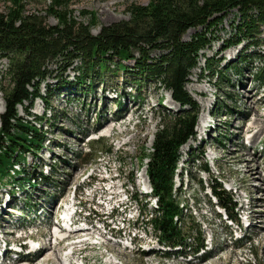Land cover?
Segmentation results:
<instances>
[{
	"label": "rangeland",
	"instance_id": "obj_1",
	"mask_svg": "<svg viewBox=\"0 0 264 264\" xmlns=\"http://www.w3.org/2000/svg\"><path fill=\"white\" fill-rule=\"evenodd\" d=\"M147 2L68 0L67 11L96 34L103 25L127 19L130 3ZM47 3L23 0L28 13L56 24L46 11ZM6 5V0L0 2V10ZM92 15L94 24L90 23ZM238 20L235 9L228 11L185 83L199 110L194 135L179 148L173 181L183 209V228L195 229L191 238L184 245L170 247L146 225L155 198L145 173L147 158H140L150 152L159 124L180 110L170 92L152 81L137 88L133 73L119 70L113 62L101 75L93 74L90 91L75 90L60 81H75L79 62L65 70L51 63L50 77L39 85L41 93L48 89L52 93L49 107L39 98L17 107L21 117L32 120L28 110L41 118L35 124L46 131L49 142L29 152L21 165L29 183H11L8 177L0 180V223L1 217L4 221L0 244L6 243L10 250L3 264H79L80 257L84 264H264V232H260L264 203L259 191L264 187V83L256 78L263 65L256 56L264 53V27L261 35L243 38L234 30ZM202 30L189 28L182 38L188 40ZM7 65V59L0 57V73ZM126 65L130 70L133 61ZM217 70L221 73L216 75ZM6 77L0 75V116L5 110ZM218 183L235 203L231 213L238 222H231L232 215L215 203L211 186ZM72 199L77 205L74 218L85 220L88 229L68 238L82 241L56 245L62 240L56 243L54 234L59 229L58 216ZM239 216L243 217L240 222ZM23 234H31L33 244ZM67 234L57 233L58 237ZM196 235L201 244L195 242ZM48 243L57 249L51 256L18 259L21 254L32 255V245L41 247L40 255ZM71 245L75 258L66 261L64 255Z\"/></svg>",
	"mask_w": 264,
	"mask_h": 264
},
{
	"label": "trees",
	"instance_id": "obj_2",
	"mask_svg": "<svg viewBox=\"0 0 264 264\" xmlns=\"http://www.w3.org/2000/svg\"><path fill=\"white\" fill-rule=\"evenodd\" d=\"M6 2L5 10H0V57L6 58L8 65L0 75L6 74L9 83L2 93L5 110L0 116V180L8 177L11 183H29L21 165L29 152L49 142L46 131L35 124L40 117L26 110L27 115L33 116L32 121L21 117L17 111L19 105L25 101L31 105L36 98L49 107L51 91L41 93L39 90L40 83L50 77L48 65L58 63L65 70L78 61L76 80L63 79L60 84L90 91L93 74L101 75L108 63L113 62L119 70L133 73L137 88L148 81L157 83L170 92L172 101L180 107L159 124L150 152H144L140 159L147 158L145 173L150 195L155 198V207L146 215V225L158 234L163 244L184 245L195 229L186 231L183 228V209L174 190L173 178L179 148L194 135L199 110L185 83L191 70L197 68L200 51L211 43L213 30L222 23L228 11L235 9L239 16L234 25L236 34L243 38L261 35L264 0L130 3L127 19L103 25L96 34L90 31L89 25L71 17L67 11L68 0H48L46 11L57 20L56 24L48 23L38 14L28 13L23 0ZM90 23H95L93 15ZM197 27L203 30L188 40L182 38L187 29ZM254 44L259 45V42ZM155 51L159 54L154 56ZM256 58L263 60L256 78L264 83V53L257 54ZM129 60L133 61V66L127 70ZM63 63L66 64L61 65ZM208 68L214 71L211 65ZM219 73L221 70L216 71V75ZM203 169L207 171L205 165ZM211 191L218 205L232 214L235 203L220 183L211 186ZM194 239L202 243L200 235Z\"/></svg>",
	"mask_w": 264,
	"mask_h": 264
},
{
	"label": "bare ground",
	"instance_id": "obj_3",
	"mask_svg": "<svg viewBox=\"0 0 264 264\" xmlns=\"http://www.w3.org/2000/svg\"><path fill=\"white\" fill-rule=\"evenodd\" d=\"M203 122H205L204 120L201 122V123H199V125H198V127H201L202 126V123ZM109 131L110 130H112V128H109L108 129ZM253 173V172H252ZM257 174H261V172L260 171H258V172H256ZM257 176V175H256ZM259 191H261L262 192V195H261V201H263V203H264V187H262V188H260V190ZM263 215V214H262ZM262 217V216H261ZM3 220V218L1 217V222L2 223H0V227L2 228V225L4 224L3 222L4 221H2ZM58 227L60 228V226L58 225ZM258 230V229H257ZM85 230H83V229H79V228H77V229H73L72 231H69L68 232V234L67 235H65V236H60V237H58V235H57V230L55 231V235H56V237H57V240H56V243L60 240V239H62V240H60L59 242H58V244H56V245H60L62 242H64L65 240H67L69 237H70V235L72 234V235H79V234H81V232H84ZM260 231V230H259ZM260 232H264V228H262L261 229V231ZM9 233H12V232H9V231H5V234L7 235V234H9ZM54 234H53V236H54ZM74 237V236H73ZM78 241H82V240H78ZM78 241H74V242H78ZM82 243V242H81ZM72 244H73V242H72ZM78 244V243H77ZM70 245V244H69ZM72 246V249H73V245H71ZM77 245L76 244H74V248L76 247ZM40 246H34V247H32L31 249H33L32 251H33V253H32V255L31 254H28V255H25V254H21L20 256H19V258L18 259H21V260H33V259H35V257L36 258H40L41 256L43 257H49V256H51L52 254H54V253H56L57 252V249H56V246H54V245H52V243H48V244H46L43 248H42V250H41V254L40 255H38L39 253H38V251L40 250ZM0 249H3L4 250V252H2L0 255L3 257L2 258V263H0V264H3V261H7L6 259H4V257H6L9 253H10V250L8 249V248H6V243L4 244H0ZM37 254V255H36ZM75 251H74V249H73V251H72V254L70 255L72 258H75ZM38 256V257H37ZM67 256H69V253H66L65 255H64V257H65V260L67 261ZM17 258H13V260H12V262H15V260H16ZM56 262L57 263H59L60 262V259L57 257V259H56ZM8 263H11V261H9Z\"/></svg>",
	"mask_w": 264,
	"mask_h": 264
}]
</instances>
